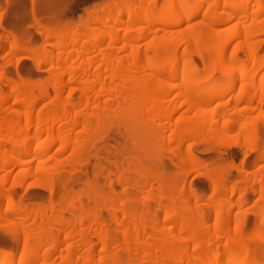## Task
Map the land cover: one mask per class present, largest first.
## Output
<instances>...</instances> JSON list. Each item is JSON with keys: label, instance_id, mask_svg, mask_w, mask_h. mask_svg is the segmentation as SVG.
Here are the masks:
<instances>
[{"label": "bare ground", "instance_id": "6f19581e", "mask_svg": "<svg viewBox=\"0 0 264 264\" xmlns=\"http://www.w3.org/2000/svg\"><path fill=\"white\" fill-rule=\"evenodd\" d=\"M109 4L98 14L90 13L84 28L72 27L80 32L67 27L68 34L61 26L54 44L48 38L55 33H41L42 48L19 57L47 68L45 84L50 88L42 94L51 97L53 109L35 108L38 99L28 101L32 98L24 97L21 86L0 73V113L12 112L9 118L0 115V221L9 226L21 250L19 257L0 252V264H260L250 258L259 243L252 248L248 244L258 232L247 236L244 230L250 223L255 224L252 229L264 228V208L249 207L254 193H264V179L259 171L246 170V158L237 171L247 188L231 184L217 168H199L202 162L191 146L217 139L254 154V166L264 161V0ZM13 41L17 55L22 50ZM69 108H74L70 115ZM116 113L135 117L137 125L146 124L145 119L155 125L164 141L160 146L176 144L171 152L181 160V170L196 168L209 189L200 194L193 186L186 192V185H175L169 191L164 174L157 173L152 180L149 175L137 178L131 192L128 178L117 173L115 180H105L107 189L100 196L88 191L93 208L87 200H69L66 212L55 215L52 207L24 211L16 203L4 187L13 173L10 167L50 159L54 148L61 155L79 150V137L105 132ZM29 176L27 171L24 177Z\"/></svg>", "mask_w": 264, "mask_h": 264}, {"label": "rangeland", "instance_id": "374dc122", "mask_svg": "<svg viewBox=\"0 0 264 264\" xmlns=\"http://www.w3.org/2000/svg\"><path fill=\"white\" fill-rule=\"evenodd\" d=\"M114 1L116 0H0V73H3L17 85L21 86H18L19 90H21L20 92H22V94L26 92L24 93V97L32 98L28 99V101L34 100V98L38 99V101L35 99V101L32 102L34 105L38 102L35 108L46 105V112L49 109H53L51 107L52 105H48L49 102L52 101L51 97L47 99L48 97L42 94H47V88H50L48 83L45 84L48 82L47 76H49L47 68L40 69L38 68L40 65L38 61L35 62L33 60L30 61V59L25 60L21 58L28 57L33 50H40L38 48H42L40 47L43 45L41 38L43 35L41 33L48 37L53 36L56 30H62L60 29L61 26L63 29L68 27L67 29L69 30L73 29L78 31L79 28L76 29L72 27L78 26L84 28L86 22L85 20L88 16H90V13L95 15L98 11L100 12L102 8L107 7L105 5H110L109 3H113ZM53 27H56L57 29H53V31H51L52 29L49 28ZM44 29L47 32H44ZM61 32V34L66 35V33H63L64 31ZM65 32H67L66 29ZM55 34L54 37L48 38V42H51L50 44H54L58 41L59 37H56L57 34ZM58 36H60L59 33ZM11 41H16L18 43L20 51L22 50L19 54L16 55L11 49ZM50 50H53V47L48 46V51ZM17 59H19V61H17ZM197 62L200 68H202V62L200 60H197ZM23 86L26 87L24 88ZM31 86H34V88ZM20 88L24 90L22 91ZM29 89H31L33 93ZM35 89H37V91H35ZM44 89L46 92H44ZM36 93L37 96L35 97L34 94L36 95ZM77 94L78 93L75 95ZM42 95H44L46 99L45 97L43 98ZM78 97L79 95L73 98V104H77L78 101L76 98ZM123 103L125 104V102ZM72 109L74 110V108L68 109L67 112H69V115L73 112ZM58 114L60 115L61 113ZM0 115H2V118H5L4 116L9 118V116L12 115V112L9 111V113H0ZM128 118V115L116 113L111 124L112 126L109 127V124L108 130L105 132H101L100 134L98 133V136L91 134L92 131L84 133L83 137H79L82 144L79 148L81 151L76 149L74 152L72 151L73 149H69L61 155V153H58L57 149L54 148L51 152H49L50 156H48L50 159L47 157L44 159L45 161L42 162L39 159H29L28 163L24 166L10 167L9 169L10 171H13V173L10 178L7 179L8 181H6L4 187H6V190L10 192L16 203L20 202L22 204L24 211H27V209L30 208L31 211H34V209L35 211H39V209L48 210L52 207L54 209V214L56 213L55 215H58L67 209V206L71 204L69 200L73 204L74 202L79 203L78 200L81 199L84 201L87 200L89 190H92L93 193L91 194L100 196L101 192L107 189L105 188L106 185H104L106 182L105 180L110 178L109 180L113 181V179L115 180L118 176L128 178L129 185L127 189H130L131 192L134 191L133 183H135L137 178H146L147 175H149L150 178H147L152 180L151 178H154L153 174L157 173L160 175L164 174L165 187L169 191L180 186L182 187L183 185H186V192H188L187 189L191 186L196 188V190H200V194L205 193V190L209 189L207 179L202 176L196 168H187L185 171L181 170V160L174 157V154L171 152V150L173 151V148L176 147V144L173 143L172 145H164L166 148L162 147L163 145L160 146V143H163L164 141L159 132L156 130L155 125L153 126L152 123L149 121L147 122V119H145L146 124H143L142 121L141 124H143V126L140 127L141 124L137 125L139 123H136L137 120H134L135 117H131V119ZM78 119L82 120L83 118L79 117ZM101 120V126L106 124L103 123L105 120ZM153 128L154 131L151 130ZM261 128L262 126L260 127V133L262 132V136L260 135V138L262 137L261 142L262 145H264V132ZM152 132L153 137L150 135ZM169 136L170 134L168 133V137L166 138L167 142L169 141ZM72 137L74 139H78V134L74 133ZM156 140H158V144L155 142ZM191 144L192 142L188 145ZM193 144L194 145L191 146L192 153L202 162L199 168H209L210 171H216L218 169L216 173L228 175L226 176L228 177V181H230L229 183L234 184L237 182L236 184H241L243 186L245 182L243 183L242 181L244 180L239 177L240 175L237 171V167L242 160L247 158L246 167L248 169L246 168V170H249L252 174L259 171L258 176L263 181L264 178L260 175L264 174V161L259 163L257 162V165L254 166V154L251 153L248 155V152L244 147L238 146L237 144H225V142H220L217 139L213 142L211 141L210 143L208 141H198ZM157 150L162 151L157 152ZM150 157L153 159L151 160ZM143 161H145V163ZM27 171L30 172V176L25 178L24 174ZM19 173L23 177L19 176ZM117 173V177H114ZM187 174L189 175L187 176ZM111 176H113V179ZM1 179L2 177H0V183ZM156 184L157 183H154V185ZM175 185H177L176 188H174ZM247 186L248 185H244L243 187L247 188ZM256 189L261 192L260 183ZM256 193H254L255 196L252 195L253 198L251 196L249 207H255L256 205V207L260 206V208H264V193ZM210 194L211 192L207 195ZM208 197L209 196H206V198ZM257 199H259V201ZM87 201L86 204L89 205L90 208H93L92 206H94V204L92 198ZM102 215L106 220L109 219L107 211L103 210ZM250 224L251 225H248H255L252 223ZM249 226H246L248 227V230L246 227L244 228L246 229L244 230L245 235H247V233L252 234V232L256 233L255 231L258 232V234L256 233L257 235H250L253 236V239L252 237H250L251 239H247L252 240L248 241V244L251 242V245L249 246L254 247V243H259L256 245V248L251 247V254H254V256L252 255L250 258L256 260V262H260V264H264V230L259 232V229L264 228L261 225L260 227L258 226L259 229L257 227L252 229L254 226ZM8 227L9 226H7L6 222L3 220L0 221V252L6 256L17 255V257H19L21 256V250L19 249L15 239L12 237L10 232L11 230L10 228L8 229ZM113 236L115 237L114 234ZM109 237L111 238L112 234ZM252 251H257V253H252ZM59 261L60 260L57 259V262Z\"/></svg>", "mask_w": 264, "mask_h": 264}]
</instances>
